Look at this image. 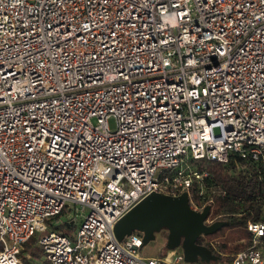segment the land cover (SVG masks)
Listing matches in <instances>:
<instances>
[{
    "label": "built area",
    "instance_id": "built-area-1",
    "mask_svg": "<svg viewBox=\"0 0 264 264\" xmlns=\"http://www.w3.org/2000/svg\"><path fill=\"white\" fill-rule=\"evenodd\" d=\"M190 160L264 182V0H0V264L35 236L44 264H264V221L218 263L117 238L153 193L210 207Z\"/></svg>",
    "mask_w": 264,
    "mask_h": 264
},
{
    "label": "trees",
    "instance_id": "trees-1",
    "mask_svg": "<svg viewBox=\"0 0 264 264\" xmlns=\"http://www.w3.org/2000/svg\"><path fill=\"white\" fill-rule=\"evenodd\" d=\"M190 164L193 169L207 173L205 184H200L197 180L193 182L191 199L197 203H210V218L222 214L221 222L226 223L215 234L200 236L197 243L207 246L216 256V262L230 261L232 257L225 253L236 254L250 245L248 222L264 221V182L259 183L255 177L247 178L242 173L232 171L231 166L221 163L190 160ZM62 215L64 213L51 217L48 224L50 228L70 233L76 226L63 224L55 227L54 220L60 219ZM36 239V236L32 237L25 245L24 252L27 254L22 255L21 264H34L32 260L36 259H43V264L46 262V254L36 245ZM240 240H245V243L240 244ZM229 243L235 245L231 246Z\"/></svg>",
    "mask_w": 264,
    "mask_h": 264
},
{
    "label": "water",
    "instance_id": "water-1",
    "mask_svg": "<svg viewBox=\"0 0 264 264\" xmlns=\"http://www.w3.org/2000/svg\"><path fill=\"white\" fill-rule=\"evenodd\" d=\"M209 215L210 207L202 213L192 210L187 194L172 197L153 193L118 222L115 234L122 240L136 230L143 231L145 245L155 239L156 230L166 226L170 249L175 250L177 246H182L185 260L189 263H197L199 258L210 263L216 256L207 246L198 244L197 240L200 236L215 234L226 223L219 222L213 226H206L204 221Z\"/></svg>",
    "mask_w": 264,
    "mask_h": 264
},
{
    "label": "rangeland",
    "instance_id": "rangeland-1",
    "mask_svg": "<svg viewBox=\"0 0 264 264\" xmlns=\"http://www.w3.org/2000/svg\"><path fill=\"white\" fill-rule=\"evenodd\" d=\"M109 125L111 127V129H115L116 127V122L114 118H111L109 120ZM75 205L72 204L71 208L73 209V211L66 213L65 215L61 216L60 219L58 220H54V224L55 227H60L63 226V223H65L67 220H69L71 222V224L69 226H78L80 225V222L83 219V216H74V208ZM64 227H66L64 225ZM75 227V228H76ZM73 230V229H72ZM239 243H245V240H240ZM231 246H234L235 243H229ZM172 251V249L168 248V229L166 226H163L162 228L158 229L155 231V239L150 241L148 244H145L143 249H142V254L144 256H148V257H155V256H159L162 255L164 256L165 253ZM176 252H181L182 251V246H177L175 248ZM24 255H26L27 253H23ZM22 254V255H23ZM235 254L233 252H229V253H225L226 256H231ZM22 258V256H21ZM34 262V264H43V259H36V260H32ZM205 260L203 258H199L198 262H204ZM217 259H213L211 260V262L213 263H218L216 262Z\"/></svg>",
    "mask_w": 264,
    "mask_h": 264
}]
</instances>
